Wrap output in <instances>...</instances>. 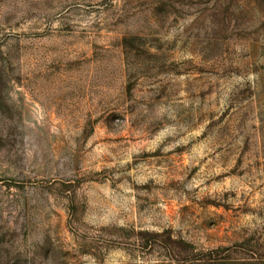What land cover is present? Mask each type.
I'll use <instances>...</instances> for the list:
<instances>
[{
  "label": "rangeland",
  "instance_id": "rangeland-1",
  "mask_svg": "<svg viewBox=\"0 0 264 264\" xmlns=\"http://www.w3.org/2000/svg\"><path fill=\"white\" fill-rule=\"evenodd\" d=\"M0 264H264V0H0Z\"/></svg>",
  "mask_w": 264,
  "mask_h": 264
}]
</instances>
